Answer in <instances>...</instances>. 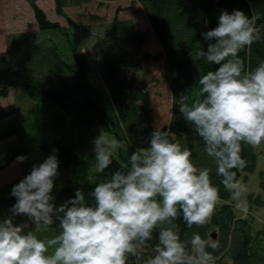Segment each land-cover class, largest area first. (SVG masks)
<instances>
[{"label":"trees","instance_id":"obj_1","mask_svg":"<svg viewBox=\"0 0 264 264\" xmlns=\"http://www.w3.org/2000/svg\"><path fill=\"white\" fill-rule=\"evenodd\" d=\"M26 1L36 29L28 25L26 31L8 36L0 64V97L8 98L11 90L21 93L15 102L0 109V141L15 137L13 144L7 145L8 151L0 155V170L16 163L19 155L27 159L20 163L21 175L0 186V218L9 216L15 203L10 196L12 186L30 172L33 164L49 155L59 160L53 191L59 204L72 197L77 188L87 198L98 182L128 163L132 151L146 146L154 128L142 70L148 60L160 56L172 99L170 118L161 129L168 130L174 142L190 148L193 162L211 169L212 181L220 188L216 214L207 225L189 229L182 220L177 221L181 239L190 240L194 232L202 238H212L214 233L212 239L220 244L213 252L215 264H264V220L258 223L252 214L254 207L264 209V171L258 173V191L246 196L247 214L238 215L231 190L225 189L216 175L213 158L205 153L194 126L179 113L181 96L187 95L189 103L195 100L198 78L215 68L196 59L197 51L207 46L201 33L216 27L221 11L234 9L259 16L257 24L264 28V0H129L127 9L137 4L144 10L162 48L159 56L144 50L146 36L130 18L113 15L94 32L95 46L89 47L83 35L90 30L80 27L65 12L70 6L92 1L102 4L121 0H54L55 14L64 17V25L50 20L37 0ZM239 55L246 67L254 68L264 61V41L243 49ZM91 71L99 76L93 77ZM101 132L127 146V150H113L114 163L103 173L97 170L92 151L93 139L101 137ZM242 156L247 166L235 170L238 180L255 170L258 158L256 149L247 145L243 146ZM26 219L17 217L14 222L24 223ZM24 229L42 239L59 232L58 223L52 229H41L28 222ZM153 243L145 249L150 251ZM152 255L138 253L129 257L128 264L146 262Z\"/></svg>","mask_w":264,"mask_h":264},{"label":"clouds","instance_id":"obj_2","mask_svg":"<svg viewBox=\"0 0 264 264\" xmlns=\"http://www.w3.org/2000/svg\"><path fill=\"white\" fill-rule=\"evenodd\" d=\"M259 19L239 9L221 11L216 27L201 33L206 48L196 53L197 60L215 68L198 78L197 98L189 103L182 95L179 105L213 158L220 184L235 200L245 193L235 171L247 166L243 146L264 143V61L246 67L239 55L264 41ZM92 143L101 173L113 165V150H127L119 140L109 143L97 136ZM26 159L19 155L15 162ZM58 168L57 156L49 155L12 186L15 203L10 215L0 218V264H128L152 241L146 264H215L219 241L196 232L182 240L177 221L189 229L207 225L216 214L220 188L211 169L194 163L192 150L171 140L168 130L154 128L146 146L132 151L128 163L98 182L87 198L77 188L56 203ZM240 207L247 211L246 202ZM17 217L41 229L58 223L59 232L42 239L25 231L24 223H15Z\"/></svg>","mask_w":264,"mask_h":264},{"label":"rangeland","instance_id":"obj_3","mask_svg":"<svg viewBox=\"0 0 264 264\" xmlns=\"http://www.w3.org/2000/svg\"><path fill=\"white\" fill-rule=\"evenodd\" d=\"M37 4L45 11L50 20L57 21L62 25L66 23L64 17L55 14L54 0H37ZM127 7H129V0L104 2L102 4L92 1L79 6H70L65 9V12L66 15L78 23L80 27L85 26V28L91 31L85 32L83 35L84 44H88L89 47L94 45V32L99 31L102 25L113 15L117 14L120 18H130L135 27L143 31L146 36V41L143 46L144 50L152 55L159 56L162 52V48L149 28L144 10L137 4L131 9H127ZM28 25H32L33 30L36 29L33 12L26 0H0V64L1 58L6 51L8 36L13 33L26 31ZM89 32L93 34H89ZM89 35L92 36L90 37ZM162 68L163 58L159 56L158 58L148 60L143 65L142 70L141 78L149 93V106L152 109L153 128H161L167 125L172 106L171 94L163 76ZM92 76H99L98 72H92ZM16 95L21 96L20 91L11 90L8 98L0 97V109L15 102L17 99ZM23 103L27 104V101L24 100ZM100 135L104 140L110 141V143L112 142L109 135L102 132ZM14 138L13 136L7 140L0 141V155L8 151L7 145H12ZM255 149L258 155L255 170L249 174L242 175L239 179L245 187V193L241 200H235L232 196V202L235 204L236 213L242 216H245L248 211H243L240 205L244 202L247 203L246 196L249 193H256L258 191V173L259 171H264V146L261 144L255 147ZM20 175V163H14L1 169L0 186L18 178ZM252 214L258 223L264 220V209L262 207H254V209H252ZM25 225L26 223H24V226ZM147 252H152V249L150 251L144 249L140 253L146 254ZM149 258H147V260ZM137 264H146V262H139Z\"/></svg>","mask_w":264,"mask_h":264},{"label":"water","instance_id":"obj_4","mask_svg":"<svg viewBox=\"0 0 264 264\" xmlns=\"http://www.w3.org/2000/svg\"><path fill=\"white\" fill-rule=\"evenodd\" d=\"M211 237H212V238H215L216 235H215L214 233H211Z\"/></svg>","mask_w":264,"mask_h":264}]
</instances>
